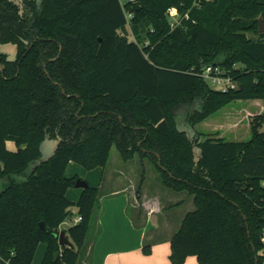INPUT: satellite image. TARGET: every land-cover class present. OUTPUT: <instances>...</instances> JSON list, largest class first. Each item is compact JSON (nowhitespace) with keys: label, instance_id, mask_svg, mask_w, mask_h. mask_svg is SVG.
<instances>
[{"label":"trees","instance_id":"1","mask_svg":"<svg viewBox=\"0 0 264 264\" xmlns=\"http://www.w3.org/2000/svg\"><path fill=\"white\" fill-rule=\"evenodd\" d=\"M125 1L0 0V48L17 47L14 59L0 50V264H32L40 243L41 264L78 263L99 189L89 184L75 203L67 191L80 177L65 172L70 161L105 167L113 146L193 197L170 239L172 264H263L264 129L251 121L246 142L200 143L176 111L197 124L230 102L264 100V0ZM212 64L238 88L211 89L199 73ZM46 141L55 142L48 157ZM73 207L82 220L61 246Z\"/></svg>","mask_w":264,"mask_h":264},{"label":"crops","instance_id":"2","mask_svg":"<svg viewBox=\"0 0 264 264\" xmlns=\"http://www.w3.org/2000/svg\"><path fill=\"white\" fill-rule=\"evenodd\" d=\"M75 163L74 161L69 162L65 172L66 177L76 176L67 174L69 166ZM107 165L105 167H97L93 171H104ZM73 166L75 167V165ZM79 177L86 179L90 185L99 189V202L93 214V217L96 218L95 227L92 230L93 234L91 236L87 234L86 242L80 252L77 264H172L171 259H169L172 234L166 238H158V241L151 243V253L147 254L144 252V247L147 246L144 243L146 228L144 220L148 219L152 209L163 213V203L179 207L184 200L172 198L168 200V204V201L163 202V197L156 200L155 197L145 192L142 187V199L139 200L137 189L142 185H139V182L135 181V179H131L125 166L124 175H103L102 172V175ZM82 191L83 188L73 186L67 191V197L76 203ZM190 198L193 205V197L190 196ZM186 209L185 213L189 211ZM77 211L78 208L74 207L71 216L61 225V230L68 229L74 223V219L78 216ZM182 218L183 216L180 217V222ZM90 229L89 227L88 233H90ZM164 243H166V247L157 249L160 248L158 246ZM46 250L47 244L40 243L32 264H41ZM187 262L184 264H187Z\"/></svg>","mask_w":264,"mask_h":264},{"label":"rangeland","instance_id":"3","mask_svg":"<svg viewBox=\"0 0 264 264\" xmlns=\"http://www.w3.org/2000/svg\"><path fill=\"white\" fill-rule=\"evenodd\" d=\"M120 1H122V3L126 2L125 0ZM130 36L132 37V35ZM0 50L7 53L10 59H14L16 57L17 47L15 45L3 46ZM214 61L215 63H219V59H215ZM203 79L206 80L211 89L220 90V85L217 81L209 80L205 77H203ZM193 109L194 110L191 114H194V116L197 117V113L201 110V105L197 104ZM176 113L178 128L186 131L191 138L197 137L198 135L200 143L209 139L214 140L215 138H222L228 141L240 140L246 142L252 137L250 127L251 121L254 125H259L261 130L264 129V100L245 99L230 102L229 104L216 110L212 117L197 124H190V114L185 108L180 107ZM7 146L10 149H16V144L12 140L7 142ZM54 146L55 142L46 141L43 147V156L48 157L52 153ZM73 165H75V167ZM124 166L127 167V171L131 179H135V181L139 182V185H142L144 191L155 197L156 200H159L162 197L163 202L171 200L172 198L184 200L183 204L179 207L165 205L163 203V213L156 209L151 210L148 215V219L144 220L146 227L144 243L146 245L151 243L153 244V242L158 241V238H166L168 235H173L177 232L181 227L180 225L184 216L186 215V207L189 206L190 208L188 207L186 210L191 211L195 208V206L194 204H191V198L187 192H175L167 186H164L155 164L150 162L147 158L142 159L140 153L137 152L133 159L125 161L120 157L116 146H113L107 168L104 170L105 172L103 170H88L80 164L75 163L69 166L67 174L79 175L83 177H87V175H102V172L103 175H124ZM1 187L2 182H0V188ZM182 216L183 218L180 222L179 219ZM95 220V217L91 220V229L90 233H88L90 236L93 234L92 230L95 227ZM165 245L166 243L158 246L160 248L157 249L166 247ZM186 262L187 264H191V262H193V264H200L198 258L195 256H189L184 263Z\"/></svg>","mask_w":264,"mask_h":264},{"label":"built area","instance_id":"4","mask_svg":"<svg viewBox=\"0 0 264 264\" xmlns=\"http://www.w3.org/2000/svg\"><path fill=\"white\" fill-rule=\"evenodd\" d=\"M129 1V0H127ZM134 1V0H131ZM210 1V0H207ZM168 13L172 16L174 15V9L173 8H169L168 9ZM130 15H127V17L130 18ZM180 20H178L177 17H174L172 19V26H176L179 23ZM202 77H205L209 80H214L217 81L218 84L220 85V90L223 92L229 91L230 89H236L238 88V83L232 79L229 75L227 76L225 74V70L220 66V65H216V64H212L207 66L202 72L199 73ZM262 186H264V180L262 183ZM257 206L259 208H262L264 211V196L260 198L259 201L256 202ZM263 219H264V214H263ZM82 220V216H77L74 219V222H79ZM260 240L262 242V248L259 252V254L264 257V227L261 230V237Z\"/></svg>","mask_w":264,"mask_h":264},{"label":"water","instance_id":"5","mask_svg":"<svg viewBox=\"0 0 264 264\" xmlns=\"http://www.w3.org/2000/svg\"><path fill=\"white\" fill-rule=\"evenodd\" d=\"M259 30L261 32H264V19L263 18L259 19ZM1 68H2V70H4L3 66ZM75 186L78 187V188H86V187L89 186V183L86 180L82 179V178H78L77 181H76ZM42 225L45 226L44 223H42ZM59 242H60L61 246L72 244V241L68 238V236H67V234H66V232L64 230L60 231ZM58 256H59V253L57 252L55 254L56 259L58 258ZM256 257H257V255H256ZM258 261H259V257H257V264H258Z\"/></svg>","mask_w":264,"mask_h":264}]
</instances>
